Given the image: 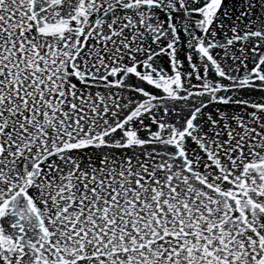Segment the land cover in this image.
<instances>
[{"label": "snow or ice", "instance_id": "obj_1", "mask_svg": "<svg viewBox=\"0 0 264 264\" xmlns=\"http://www.w3.org/2000/svg\"><path fill=\"white\" fill-rule=\"evenodd\" d=\"M0 264H264V0H0Z\"/></svg>", "mask_w": 264, "mask_h": 264}]
</instances>
